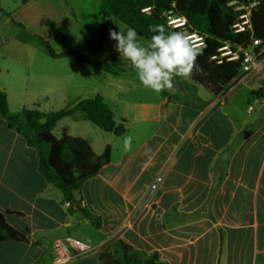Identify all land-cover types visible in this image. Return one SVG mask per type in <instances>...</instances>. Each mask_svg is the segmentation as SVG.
Wrapping results in <instances>:
<instances>
[{
	"label": "crops",
	"instance_id": "1",
	"mask_svg": "<svg viewBox=\"0 0 264 264\" xmlns=\"http://www.w3.org/2000/svg\"><path fill=\"white\" fill-rule=\"evenodd\" d=\"M100 6L101 0L92 7L89 0H15L5 8L0 1V46L21 44L34 53L27 46L41 36L61 55L54 63L24 58L10 65V47L0 49V88L10 111V89L32 108L98 94L113 106L109 99L121 91L135 94L119 101V118L110 106L125 127L122 136L96 131L79 113L43 135L49 145L82 137L97 155L111 148L110 162L82 186L83 205L100 217V228L77 211L67 213L59 189L39 172L36 149L0 115V222L24 237L0 239V264H52L54 241L67 236L95 250L66 264H101L100 254L121 262V244L139 260L157 252L168 264H264V64L235 78L220 96L195 83L191 72L174 78L170 94L154 93L122 56L125 80L64 55L81 52L92 59L97 45L84 36L97 39L104 25L99 55L119 57L109 37L115 17L101 16ZM14 22L25 27L26 37L4 35L7 24L18 26ZM23 108L30 105L15 113ZM125 136L132 137L128 150ZM64 169L73 181L89 174L81 163ZM158 175L162 183L147 195Z\"/></svg>",
	"mask_w": 264,
	"mask_h": 264
},
{
	"label": "trees",
	"instance_id": "2",
	"mask_svg": "<svg viewBox=\"0 0 264 264\" xmlns=\"http://www.w3.org/2000/svg\"><path fill=\"white\" fill-rule=\"evenodd\" d=\"M257 4L252 8L251 22L253 36L264 40V0H255ZM235 2V5L231 4ZM251 0H101L100 14L104 18L115 17L123 24L136 29L138 34L150 39L149 25L163 24L168 31L198 32L206 36L205 45L196 50L195 65L191 71L192 80L203 86L216 96L223 95L227 86L237 76L240 62L223 61L218 63L214 59L218 50L224 43L232 47L246 48L250 41V33H234L232 27L240 15L236 6H247ZM149 8V11L144 9ZM0 11L3 12L0 7ZM184 17L186 27L174 28L168 24V16ZM25 31V27L14 22ZM35 36V35H34ZM44 46L48 54L53 58L58 54L50 41L41 36H35ZM89 45L96 44L97 51L91 59L81 52H71L65 56L74 57L78 62L88 63L94 68L121 76L126 74L123 60L115 56L110 60L99 57L106 39V27L103 25L97 39L84 36ZM170 94V91H164ZM79 113L82 118L88 120L98 128L122 136L125 133L123 124H117L114 119L113 109L105 102L101 95L80 100L75 104H69L56 111H41L34 108H23L18 113H11L7 93L0 88V115L7 122L9 129L23 136L28 146L35 148L38 155L39 172L45 180L56 186L63 196V203L68 205L67 213L79 212L89 219L92 226L101 227L100 217L92 214L84 205L82 199V186L84 182L99 173L103 166L111 160V148L108 146L102 155H97L89 143L82 137L68 136L62 138L56 145L57 158L50 156V145L43 135L53 131L63 119ZM81 163L89 174L82 179L73 181L69 175L64 174L63 169L67 164ZM75 193L80 195L77 199ZM14 235L23 240L24 237L16 231L4 226L0 222V239ZM123 248V261L120 262L111 254L100 257L101 264H168L161 260L159 253L154 252L146 259L139 260L129 253V248L121 244Z\"/></svg>",
	"mask_w": 264,
	"mask_h": 264
},
{
	"label": "clouds",
	"instance_id": "3",
	"mask_svg": "<svg viewBox=\"0 0 264 264\" xmlns=\"http://www.w3.org/2000/svg\"><path fill=\"white\" fill-rule=\"evenodd\" d=\"M116 23L119 31L109 32L116 42L114 50L130 64L139 82L154 93L173 90L174 78L187 76L196 66L197 52L183 31H168L163 24L149 25L153 34L142 43L135 28ZM123 142L128 150L132 137L125 136Z\"/></svg>",
	"mask_w": 264,
	"mask_h": 264
},
{
	"label": "built area",
	"instance_id": "4",
	"mask_svg": "<svg viewBox=\"0 0 264 264\" xmlns=\"http://www.w3.org/2000/svg\"><path fill=\"white\" fill-rule=\"evenodd\" d=\"M252 2L247 6H236V11L246 10V12L240 13L236 19L232 29L234 33L243 34L250 33V41L246 48L232 47L229 43H224L218 50V55L214 57L218 63L223 61L227 62H240L237 76L235 78H244L246 75L258 69L264 64V40L255 38L253 36V26L251 22L252 8L257 4V1ZM231 4H235L232 2ZM149 8L144 9V11ZM168 16V24L174 28L186 27V19L184 17ZM191 45L194 49L198 50L204 47L206 36L198 32H188L187 34ZM163 181V175H158L151 183L147 195H151L157 190L159 185ZM95 250V247L90 246L83 241L67 236L58 238L53 243L54 259L52 264H66L73 259L88 255V253Z\"/></svg>",
	"mask_w": 264,
	"mask_h": 264
},
{
	"label": "rangeland",
	"instance_id": "5",
	"mask_svg": "<svg viewBox=\"0 0 264 264\" xmlns=\"http://www.w3.org/2000/svg\"><path fill=\"white\" fill-rule=\"evenodd\" d=\"M1 2H2V5L5 7V8H7V7H10L14 2H15V0H0ZM95 2L97 3V0H89V4H90V6L92 7V6H95ZM233 5H235V4H233ZM147 11H149V10H147ZM241 13L242 12H246V10H242V11H240ZM168 18V17H167ZM174 18H176L175 16H173L172 17V19H174ZM115 20L114 21H116V22H119V23H121L122 25H125V24H123L121 21H119L117 18H114ZM4 21V18L2 19V21L1 22H3ZM169 21V20H168ZM114 28H116V30H119V26L117 25V23H115L114 24V26L112 27V29H114ZM186 35L188 34V32L189 31H187V30H184L183 31ZM3 33H4V35L6 36V35H9V36H12V35H15V36H18V35H21V36H25L26 37V34H25V32L20 28V27H18V26H15V25H13L12 23H9V24H7L6 26H4V29H3ZM144 40H142V41H146L145 40V38H143ZM2 41V40H1ZM1 41H0V43H1ZM36 42H35V45H28L27 47L28 48H32L33 50H34V53H31V52H25L24 50H26L25 49V47L23 46V45H21V44H11V45H8V46H6V45H2V46H0V49H6V48H9V50L7 51V53L9 54V58L8 59H10V60H8V61H6L5 62V64L8 62L9 64L11 63H13V60L14 59H24V58H33L34 59V61H35V64L36 65H39V64H45V63H48L49 61L50 62H53L54 63V58H52L49 54H48V52L46 51V49L44 48V46L36 39L35 40ZM52 43V42H51ZM143 43V42H142ZM53 44V43H52ZM54 47H56L55 45H53ZM3 47V48H2ZM58 47V46H57ZM31 49V50H32ZM3 51V50H2ZM33 55V56H32ZM103 57L102 58H104V59H108V57H107V55H106V53L105 54H101ZM101 55H99V56H101ZM88 56H90V55H88ZM68 59H70V60H72L73 61V63H78L77 62V60L75 59V58H68ZM63 61H65V60H63ZM63 63V62H62ZM10 64V65H11ZM123 65H124V63H123ZM125 68V67H124ZM126 69V68H125ZM127 73V72H126ZM124 77H123V80H125V79H127L126 77H128V76H126V74H124L123 75ZM39 89V88H38ZM126 90H127V88H125ZM11 90V92H13V93H15V90H13V89H10ZM13 93L11 94V106H12V111H11V113H15V111L17 110V109H19V108H22L24 105H30V108H32V104H30V103H26L25 101H20L19 100V94L18 93H15V94H17V95H15L14 94V96H13ZM135 94H133V93H127V91H125V90H123V91H121L120 92V95H119V98L118 99H109V102L111 103V104H114L113 106H115L114 108L116 109V112H117V117L119 118V115H120V113H121V105L119 104V101H121V100H124V99H126V98H128V97H132V96H134ZM69 104H65V103H62V104H58V103H45V102H38L37 103V105H36V107H33L34 109H39V110H41V111H47V112H49L50 110H52V111H55V110H60V109H63V108H65L66 106H68ZM111 106V105H110ZM113 106H111V107H113ZM84 119V118H83ZM84 121L88 124V125H91V127H93V129H95L96 131H101L102 133H105L104 132V130H102V129H100V128H98L97 126H95V125H93V124H91L88 120H86V119H84ZM48 140H50L49 138H48ZM50 142H51V140H50ZM57 155H58V152H57V148H56V145H50V156L51 157H53V158H57ZM65 168V167H64ZM65 169H63V171H64ZM69 176H71V175H69ZM85 231V230H84ZM73 235H75V234H73ZM93 252V251H92ZM92 252H90V253H88V255L89 254H91ZM102 255H104V254H100L99 255V260H100V257L102 256ZM87 256V255H86ZM84 257V256H83ZM122 262V261H121Z\"/></svg>",
	"mask_w": 264,
	"mask_h": 264
}]
</instances>
